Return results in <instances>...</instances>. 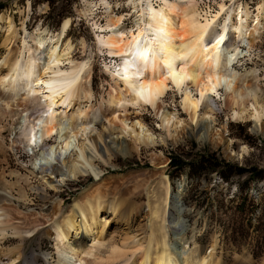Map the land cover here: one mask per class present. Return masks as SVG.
<instances>
[{
    "label": "bare ground",
    "instance_id": "obj_1",
    "mask_svg": "<svg viewBox=\"0 0 264 264\" xmlns=\"http://www.w3.org/2000/svg\"><path fill=\"white\" fill-rule=\"evenodd\" d=\"M201 3L202 0H130L127 5L132 8L134 19L132 27L126 29L122 26L126 15L116 16L110 11L107 0H98V6L107 11L104 25L91 24L92 30L99 31L97 49L119 62L114 73H110L111 86L106 101L109 109L106 116L104 113L101 116L106 123L103 136L96 132V123L90 120L94 115L92 110L84 108L93 98L91 68L88 61L71 59L74 48L66 40L71 20H63L55 34L46 30L39 33V29L30 34L23 27V40L13 49L17 31L11 19H7V34L3 40L7 52L0 61V113L5 117L24 112L20 131L26 145L32 148L41 149L58 136L55 150L53 147L49 148V153L41 150L46 161L50 160L51 177L47 179L50 182L45 183L50 191L56 189L53 179L60 177V182L64 183L68 178L86 177L88 171L99 181L103 170L97 162L109 164L110 157L128 158L132 150L137 152L142 146H154V138L140 121L131 123L125 114L119 113L126 103L139 110L151 109L160 120L164 141L176 139L183 123L177 114L163 112L161 106L169 91L179 95V106L188 122L201 124L200 131L209 138L216 136L209 128L216 118L213 99H220V91L232 119L252 121L254 133L264 135V102L262 97H257L259 89L248 84L251 79L248 74L238 75L235 70L243 56L240 48L246 45L245 51H250L261 36L264 1L256 7L252 23L248 4L241 0H221L216 3L213 14L204 10ZM92 5L84 1V17L93 16ZM92 133L96 137L90 139ZM104 139H110V145L116 146V150L104 143ZM58 159L60 166L54 165ZM159 164L162 166L164 162ZM48 167L40 168V174ZM157 186L153 201L147 205L149 234L144 242L136 236L123 238L120 244L112 240L104 263L96 262L93 254L102 247L103 225L97 236L94 235L100 225L99 215H113L128 225L136 213L135 207L118 198L108 203L104 211L106 195L99 188L85 192L61 222L53 226L56 264H214L211 260L215 244L204 257H192L195 252L191 250L178 258L180 253L171 247L172 241L169 243L168 238L171 240L175 234L178 239L173 241L182 242L185 234L172 233L180 227L181 221L172 220L169 181L161 179ZM20 195L27 197L24 192ZM10 208L0 206V245L24 243L21 234L32 237L43 226L36 218L30 220L23 216V222L14 218L20 213L18 208ZM14 220L20 222L19 227L12 226ZM102 221L105 225L106 220ZM9 232L16 238L6 240ZM88 238L96 243L88 247ZM8 253H16V258L9 257L12 264L22 256L19 247ZM90 257L92 261L88 260Z\"/></svg>",
    "mask_w": 264,
    "mask_h": 264
},
{
    "label": "rangeland",
    "instance_id": "obj_2",
    "mask_svg": "<svg viewBox=\"0 0 264 264\" xmlns=\"http://www.w3.org/2000/svg\"><path fill=\"white\" fill-rule=\"evenodd\" d=\"M39 1L0 0V19L2 18L0 61L7 52L3 40L7 34L8 18L12 21L14 31H17L13 49L23 40V27L30 34L38 29L39 33L46 30L55 34L63 20L69 18L71 26L66 40H69L74 48L71 59L75 62L88 61L91 68L93 98L84 108L92 110L94 115L90 120L96 123V132L103 136L106 133L104 130L106 123L102 122L101 116L102 113L106 116L109 109L106 101L111 86L110 73H114L119 62L108 58L105 52L99 53L96 44V35H99V31L92 30L91 24L95 22L99 26L104 25L107 10L98 6V0ZM84 1L91 5L93 3L91 18L82 15ZM107 1L113 14L126 15L122 26L130 29L134 19L133 10L127 5L130 0ZM220 1L202 0L201 7L213 14L216 3ZM241 1L248 4L252 23L256 7L264 0ZM227 3L229 4L226 2V5ZM58 13H61V16H58ZM13 42L14 40L9 48L12 47ZM245 46L240 48L243 56L239 59L240 63L235 66V70L238 75H249L251 79L248 84L252 83V86L259 89L260 93L257 97H262L264 102V26L252 50L246 52ZM42 55L43 53L40 54ZM219 94L220 99H213L216 118L209 128L211 134L216 136L210 138L204 131H200L201 124L196 126L188 122L179 106L180 97L173 91H169L162 99L161 106L162 109L164 108L162 111L177 114L183 123V129L176 133V139H168L167 142L164 141L165 136L159 127L160 120L151 109L139 110L126 103L124 105L126 110L120 109L119 113L125 114L131 123L140 121L154 138V146H142L137 152L132 150V155L128 158L110 157L109 164L97 162L103 170L99 181L91 171H88L86 177L79 176L76 180L68 178L64 183L60 182V177L55 178L54 191H50L45 185L46 182H50L47 180L51 177L48 167L50 160L46 161L42 151L47 153L50 147L55 150L58 136L55 135L49 145H43L41 149L32 148L33 146L26 145L20 131L24 112L17 111L5 117L0 113V206L18 208L20 216L13 217L19 218L22 222L25 216L30 220L36 218L43 224L41 230L39 229L32 237L21 234L24 243L17 241L1 244L0 264H12L9 257L16 258V253L10 255L8 252L18 247L22 256L13 264H56L58 255L53 226L60 223L70 212L75 201L85 192L91 193L94 188H99L100 192L106 195L104 211L108 203L117 201L118 198H123L121 200L126 203H132L136 211L128 225L113 215L105 216V213L99 215L101 226L98 224L99 228L94 230V235L103 227L104 231L100 240L102 247L93 251L97 258L96 262L104 263L107 260V248L112 240L120 244L123 238L136 236L144 242L143 239L149 234L146 229L149 223L147 205L153 201L151 198L155 196V190L161 179L168 180L170 184L172 192L170 207L174 218L172 220L181 221L178 230L172 233L185 234L182 242L173 241L178 239L175 234L171 236V240L168 238L169 243L172 241L171 247L180 253L178 258L185 256L191 250L195 252L192 257H204L215 244V255L211 263L264 264V135L254 133L252 121L233 120L231 111L225 108L223 92L220 91ZM60 116L59 114L58 119ZM93 137H96L95 133L90 135V139ZM126 141L131 148L130 139L127 138ZM105 142L110 145L111 140L104 139ZM110 146L114 151L116 150V146ZM242 149L245 151L242 152ZM175 157L184 160L187 166L178 176L174 174V178L171 179L168 176L169 164L171 158ZM212 157L221 166L238 167L245 172L234 176L228 183L218 176L217 170L214 174L201 176L197 181L189 176L191 164ZM60 162L58 159V163L54 162V165L60 166ZM160 162H164V165L160 166ZM45 167H48L47 171L40 174V168ZM254 175H260L262 178L256 176L253 178ZM20 192L25 193L26 199L21 197ZM59 207L60 212H58ZM104 219L105 225L102 223ZM11 224L19 227L20 222L14 220ZM13 238H16L15 235L12 236L9 232L5 239ZM91 238L86 241L88 247L96 243L91 241ZM88 260L92 261L93 257Z\"/></svg>",
    "mask_w": 264,
    "mask_h": 264
},
{
    "label": "trees",
    "instance_id": "obj_3",
    "mask_svg": "<svg viewBox=\"0 0 264 264\" xmlns=\"http://www.w3.org/2000/svg\"><path fill=\"white\" fill-rule=\"evenodd\" d=\"M41 1H47V2H52L53 0H40ZM52 4V3H50ZM58 16H61V13H58ZM187 166V163H185L184 160L181 158L175 157L171 158V162L169 164V173L168 176L173 179L174 174L179 175L181 171L185 169ZM191 171L188 173L189 176L193 177L194 180H198L201 176L203 175H210L214 174L217 170L218 176L225 182H231L232 178L236 175H241L243 172H245L243 169L238 168V167H230V166H221L217 161L212 157V158H204L202 160H198L195 163L190 165ZM252 172V171H251ZM258 177L259 179L262 178L260 175H254V177ZM264 229V225H263Z\"/></svg>",
    "mask_w": 264,
    "mask_h": 264
}]
</instances>
